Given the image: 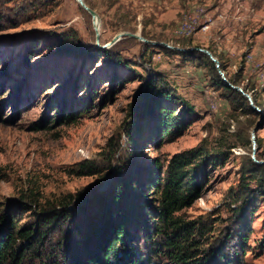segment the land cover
Wrapping results in <instances>:
<instances>
[{
    "label": "rangeland",
    "instance_id": "374dc122",
    "mask_svg": "<svg viewBox=\"0 0 264 264\" xmlns=\"http://www.w3.org/2000/svg\"><path fill=\"white\" fill-rule=\"evenodd\" d=\"M86 1L96 27L75 0H0V212L35 228L34 212L77 197L67 207L75 220L51 230L44 254L26 263L64 264L66 247L82 253L80 237L89 236L90 218L96 222L98 200L119 181L128 231L147 253L141 228L155 216V185L173 154L200 147L207 155L200 197L177 216L203 222L208 242L223 243L242 264H264V195L247 210L246 241L232 196L245 158L264 163V0ZM119 32L163 44L124 37L99 48ZM199 49L212 50L260 107L222 86ZM147 77L166 80L175 97L161 107L176 124L166 128L164 112L132 114ZM84 160L96 174L77 173ZM157 254L156 264H169Z\"/></svg>",
    "mask_w": 264,
    "mask_h": 264
},
{
    "label": "trees",
    "instance_id": "16d2710c",
    "mask_svg": "<svg viewBox=\"0 0 264 264\" xmlns=\"http://www.w3.org/2000/svg\"><path fill=\"white\" fill-rule=\"evenodd\" d=\"M84 2L92 8L86 0ZM63 49L65 52L73 50L65 45ZM208 50L215 57L213 51ZM200 54H203L209 63H213L206 54L203 52ZM218 61L227 80L234 85L238 84L235 78L227 76L222 62L219 59ZM218 82L221 83L220 80ZM222 86L237 95L246 105L248 100L238 90L224 83ZM242 90L249 92L245 86H242ZM174 97L175 95L167 88L166 80L160 77H147L142 92L143 103L139 108H134L132 114L138 116L142 112H164L161 122L168 128L176 124L178 118L172 111L162 108L161 104ZM251 97L254 104L260 107L252 93ZM260 110L264 112V109ZM248 138L249 136L245 134L247 143ZM206 162V152L200 147L177 152L170 158L164 178L155 185L158 193L155 216L147 217L141 228L144 242L149 244L147 253L141 252L134 246V236L128 231L127 212L121 208L123 182L119 181L111 196L100 197L98 200L99 212L96 215V222L95 219L90 218L89 236L80 237L84 252L78 253L73 248L70 254L67 247L63 248L61 253L63 263L156 264L151 254L161 253L169 264H242L236 255L231 256L225 250L223 243L208 242L211 234L203 222L177 216V212L191 206L200 197L199 171ZM79 166L78 174L97 173V168L89 160H84ZM243 167L239 188L232 196L236 203L233 209L234 215L241 219L240 236L246 241L253 214V209L249 213L247 210L250 206L254 207L258 198L264 195V163L258 164L247 156ZM247 179L253 180L255 185L249 186ZM75 198L77 197L68 195L66 200L58 202L61 208L56 209L54 204H47L34 212L35 228L32 225L17 226L7 210L0 212V264H27V260L40 258L44 254L41 247L45 243L46 235L56 226L66 224L68 227L71 221L75 220L74 215L67 208L76 200ZM18 203L20 204V201ZM33 203L36 205V201ZM245 214L249 217H244ZM75 230L78 236H81L80 229L76 227Z\"/></svg>",
    "mask_w": 264,
    "mask_h": 264
},
{
    "label": "water",
    "instance_id": "95a60500",
    "mask_svg": "<svg viewBox=\"0 0 264 264\" xmlns=\"http://www.w3.org/2000/svg\"><path fill=\"white\" fill-rule=\"evenodd\" d=\"M75 1L84 10H86L90 14V16H91V18L93 20L94 26L96 27V21L98 20V16H97L96 12L92 8H90L84 2V0H75ZM124 37L135 38V39H138V40H140V41H142L144 43L153 44V45L163 44V43H160V42H154V41L148 40V39L144 38L143 36H141L138 33H133V32H119L107 44L101 45V46H99V48L105 49L108 46H111V45L115 44L116 42H118L120 39H122ZM199 50L201 52H203L204 54H206L210 58V60L214 63L215 67L218 70V73L220 74V76L222 78V81L227 86H229V87H231V88H233L235 90H238L248 100L250 107L253 108V109H257V107L253 104V100H252V97L250 96V94L244 92L241 87L235 86V85L231 84L230 82H228V80L224 77L222 71L219 69V61L215 57L212 56L211 52L209 50H207V49H199ZM256 163L260 164L261 162L260 161H257Z\"/></svg>",
    "mask_w": 264,
    "mask_h": 264
},
{
    "label": "bare ground",
    "instance_id": "6f19581e",
    "mask_svg": "<svg viewBox=\"0 0 264 264\" xmlns=\"http://www.w3.org/2000/svg\"><path fill=\"white\" fill-rule=\"evenodd\" d=\"M96 25H99V22H98V20L96 21Z\"/></svg>",
    "mask_w": 264,
    "mask_h": 264
}]
</instances>
